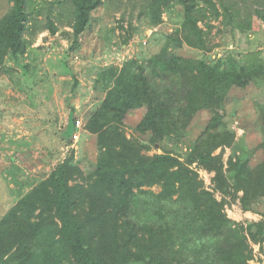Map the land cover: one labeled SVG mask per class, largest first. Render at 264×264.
Segmentation results:
<instances>
[{"label":"trees","instance_id":"trees-1","mask_svg":"<svg viewBox=\"0 0 264 264\" xmlns=\"http://www.w3.org/2000/svg\"><path fill=\"white\" fill-rule=\"evenodd\" d=\"M7 1L0 77L7 59L19 63L38 35L59 31L52 17L41 26L28 0ZM71 2L69 56L81 51V37L103 0ZM176 6L202 49L181 44L97 68L93 88L104 97L91 120L96 133L81 141L86 155L78 163L86 168L64 160L0 215V264H251L252 244L264 254V55L225 49L211 56L223 45L212 44L214 30L226 33L214 22L228 13L232 38L254 45L253 15L264 20V10L243 9L234 0H150L151 23H163ZM120 25L123 46L134 26ZM243 92L253 93L261 120L253 147L245 137L231 144L219 138ZM202 111L210 118L197 128ZM76 122L70 121L72 141ZM200 170L213 174L210 189ZM255 190L261 219L243 224L230 218L226 208L238 201L251 211Z\"/></svg>","mask_w":264,"mask_h":264},{"label":"rangeland","instance_id":"rangeland-1","mask_svg":"<svg viewBox=\"0 0 264 264\" xmlns=\"http://www.w3.org/2000/svg\"><path fill=\"white\" fill-rule=\"evenodd\" d=\"M62 2V3H58ZM219 1V0H217ZM228 1V0H225ZM245 9L264 10V0H234ZM150 0H103L93 12L92 22L81 37L82 49L69 56L73 20L71 0H28V10L41 26L47 17H52L59 27L56 35L45 31L38 35L35 44L19 63L7 59L3 75L0 77V215H4L23 194L49 176L51 171L64 160L72 165L86 168V163L78 160L86 155L82 149L83 136L87 139L96 133V125L91 120L98 115V106L104 95L93 88L97 68L108 65H122L133 57L169 52L185 44L188 48L201 50L196 32L188 29L184 22L181 6L171 13L163 14V23H151L148 9ZM7 0H0V18L11 8ZM231 17L227 13L219 22H214L225 35H216L212 58L220 57L225 49H233L238 55L260 51L264 55V20L253 15L254 33L249 45L245 40L232 38L229 33ZM127 27L134 26L133 36L122 46L125 33L120 22ZM27 67V70L25 68ZM239 100L232 105L229 113L236 112L234 118H226L228 129L223 130L220 139H229L230 144L245 137V142L253 147L261 126L253 98V93H239ZM152 101V95L145 99ZM81 121L79 140L70 137L72 126L69 119ZM210 115L202 111L196 120L197 128L208 121ZM95 122V121H94ZM130 122L123 126L130 134ZM224 147V146H222ZM225 163L228 167L231 149L225 145ZM160 152V151H158ZM220 152V149L217 153ZM156 153L153 151L151 154ZM254 162V160H253ZM78 163V164H77ZM200 177L211 188L213 174L200 170ZM158 192L159 188H155ZM258 192L252 191L251 211H243L239 201L227 206L228 216L246 224L261 219L258 207ZM254 258L251 264H264V254L258 245L252 244Z\"/></svg>","mask_w":264,"mask_h":264},{"label":"built area","instance_id":"built-area-1","mask_svg":"<svg viewBox=\"0 0 264 264\" xmlns=\"http://www.w3.org/2000/svg\"><path fill=\"white\" fill-rule=\"evenodd\" d=\"M76 127H77V132L74 134V136H73V139H74V141L75 140H79V138H80V135H79V133H80V130H81V121L80 120H77V122H76ZM76 142V141H75Z\"/></svg>","mask_w":264,"mask_h":264},{"label":"crops","instance_id":"crops-1","mask_svg":"<svg viewBox=\"0 0 264 264\" xmlns=\"http://www.w3.org/2000/svg\"><path fill=\"white\" fill-rule=\"evenodd\" d=\"M70 121H71V117H70V119H69L68 126H70Z\"/></svg>","mask_w":264,"mask_h":264}]
</instances>
